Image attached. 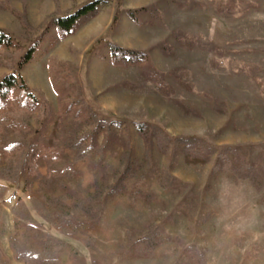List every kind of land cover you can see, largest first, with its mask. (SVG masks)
<instances>
[{
	"label": "rangeland",
	"instance_id": "1",
	"mask_svg": "<svg viewBox=\"0 0 264 264\" xmlns=\"http://www.w3.org/2000/svg\"><path fill=\"white\" fill-rule=\"evenodd\" d=\"M94 1L0 0V30L16 42L0 50V80L20 76L40 105L24 119L28 134L8 136L62 151L56 167L70 169L49 182L46 162L35 158L36 169L25 171L18 186L0 180V264H25L12 244L30 223L42 243H59L60 264H264V0H102L98 15L74 35L61 39L51 28L18 70L51 17ZM108 43L145 52L146 68L114 64ZM52 75L58 87L77 85L86 106L115 124L122 143L104 153L108 187L124 171L130 145L135 174L124 183L127 195L106 198L108 187L95 193L96 160L75 162L65 149L72 120L59 116ZM48 107L50 118L43 116ZM84 122L78 134L93 128ZM139 125L169 143L160 148L153 138L148 153ZM192 138L216 153L204 162L187 157L175 141ZM249 167L253 181L233 172ZM166 174L177 180L173 188L162 187ZM45 194L63 199L73 218L96 219L94 230L59 233L32 205V197ZM20 202L30 219L14 214ZM157 226L169 240L141 255L140 243Z\"/></svg>",
	"mask_w": 264,
	"mask_h": 264
},
{
	"label": "trees",
	"instance_id": "2",
	"mask_svg": "<svg viewBox=\"0 0 264 264\" xmlns=\"http://www.w3.org/2000/svg\"><path fill=\"white\" fill-rule=\"evenodd\" d=\"M102 0H97L88 3L77 11L65 16H53L48 20L46 28L39 35V41L25 53L21 59L18 70H22L33 59L37 48L42 39L49 34L51 28H55L61 39L74 35L84 21L95 18L98 15V10ZM133 20L136 14L132 11H125ZM117 19V16L115 17ZM50 21V22H49ZM117 22V21H116ZM116 24V23H115ZM103 39H101V42ZM111 51V58L114 64L129 66L139 65L146 68L148 63V56L142 51H132L121 48L114 43H108ZM16 47V42L4 31L0 30V50L11 49ZM53 67H51V73ZM153 72V71H152ZM52 84L58 93L59 100V116L61 119L70 118L72 120V128L67 137L64 139L65 149L71 150L75 153V162L86 157H93L96 160V166L92 168V175L94 182L91 188H94L95 193L99 194L106 187H108V175L104 166V153L114 152L116 147L121 144V139L113 131L114 123H106L100 120L95 113L86 106L82 100L81 90L77 85L73 87L67 85L58 87L55 84L52 75ZM69 93L76 95V101L66 100ZM40 108L29 87L23 82L22 78L15 74L4 77L0 80V180L10 182L16 186L19 185L21 176L31 169H36L33 162L35 158H42L47 165V176L45 177L49 182L59 181L60 179L69 175L70 169H58L56 165L62 159V151L56 148L44 147L41 142H35L28 145L19 139H10L9 134H28L31 129L26 126L24 119L31 113ZM52 111L48 107L44 110L43 116L50 118ZM83 121H90L93 128L90 132L81 134L77 132V128ZM84 122V123H85ZM138 130L145 141L147 152L152 149V139L156 138L160 148L167 145L169 141L163 135L158 133H148L146 125H139ZM154 129L152 130V132ZM104 135L101 145L98 143V137ZM41 141V140H40ZM176 145L184 147V153L187 157H193L202 162L213 156L216 151L207 146L203 141L198 139H177ZM125 160L127 165L120 176L117 177L116 182L108 187L105 197L111 196H125L127 191L125 188V181L134 177L135 171L133 168L132 159L130 156V145L126 144ZM227 153L231 151H226ZM235 175L241 179H248L253 181L255 174L254 169L249 167L244 173L241 170L235 171ZM177 180L172 176L166 174L164 177L162 187L173 188L177 184ZM32 205L38 211L39 216L44 219L50 226L56 228L59 233L66 237H72L78 233H89L94 230L97 225L95 220L81 221L73 218L70 215V206L61 198H54L45 194L41 198H31ZM25 210V214H22ZM15 215L29 217L28 208L25 203H17L13 209ZM28 213V214H27ZM162 227H155L150 233L145 235L144 241L140 244L144 247L141 249L143 256H151L155 248L162 243L167 242L169 238L162 233ZM41 232L35 226V223H30L25 226V231L20 240L13 241V249L17 253L19 260L25 264H60L59 253L61 252L60 245L56 241L48 238L42 243L40 240ZM201 257L200 255H198Z\"/></svg>",
	"mask_w": 264,
	"mask_h": 264
}]
</instances>
